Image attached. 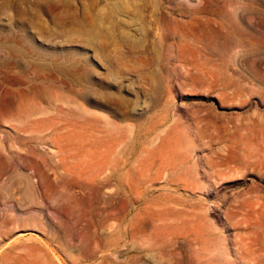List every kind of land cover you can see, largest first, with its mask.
I'll return each instance as SVG.
<instances>
[{
    "label": "rangeland",
    "instance_id": "374dc122",
    "mask_svg": "<svg viewBox=\"0 0 264 264\" xmlns=\"http://www.w3.org/2000/svg\"><path fill=\"white\" fill-rule=\"evenodd\" d=\"M263 202L264 0H0V264H264Z\"/></svg>",
    "mask_w": 264,
    "mask_h": 264
},
{
    "label": "bare ground",
    "instance_id": "6f19581e",
    "mask_svg": "<svg viewBox=\"0 0 264 264\" xmlns=\"http://www.w3.org/2000/svg\"><path fill=\"white\" fill-rule=\"evenodd\" d=\"M103 179V178H102ZM110 179H112V176L110 175H108V176H106V177H104V181L106 180V181H109L110 182ZM121 180V179H120ZM127 183V182H126ZM102 185V184H101ZM128 185V184H127ZM34 187V186H33ZM35 191L34 192H36V189H35V187L33 188ZM120 189V188H119ZM117 195H119V194H117ZM68 200V199H67ZM81 201V200H80ZM56 203H59V200H56ZM84 203H86V202H84ZM96 203V202H95ZM102 203V202H101ZM105 203V202H104ZM104 203H102V204H104ZM108 203H110L109 201H108ZM121 203V202H120ZM123 203V202H122ZM127 203V202H126ZM264 203V202H263ZM262 203V204H263ZM6 204V203H5ZM8 204V203H7ZM80 204H82L81 202H78V201H72V202H66V206L65 207H67V208H73L74 207V209H77V210H81V205ZM113 204H114V202H113ZM85 206V205H84ZM87 206V205H86ZM104 206V205H103ZM105 206L107 207V205L105 204ZM111 206V205H110ZM91 208H94V207H92V206H90ZM101 207L102 206H100V209H101ZM114 207V206H113ZM263 208V207H262ZM104 209V208H103ZM111 209H113V208H111ZM97 209H95V211H96ZM115 210V209H114ZM116 210H119V208L117 209L116 208ZM68 211V210H67ZM70 211V210H69ZM74 210H72V212H73ZM264 211V210H263ZM70 213V212H69ZM83 214H85L86 216L88 215V214H86V213H83ZM264 214V213H263ZM110 217H111V215H110ZM110 217H109V219H110ZM113 218H114V216H113ZM153 221V220H152ZM113 222V221H112ZM154 224H155V222H153ZM113 224V223H112ZM157 224V223H156ZM155 224V225H156ZM100 225V224H99ZM109 225V224H108ZM145 225V224H144ZM144 225H142L141 226V223L140 222H138V224L136 223L135 224V226H133L132 227V230H133V235L136 233V231H138V230H140V227H143ZM111 226H113V225H111ZM158 226H159V224H158ZM160 226H161V224H160ZM87 227V226H86ZM149 227V226H148ZM146 228V227H145ZM86 229V228H85ZM124 229V228H123ZM136 230V231H135ZM150 230V229H149ZM251 230V229H250ZM253 230H255V229H253ZM141 231H144V230H140V232ZM151 231V230H150ZM145 232V231H144ZM252 232V231H251ZM118 233V232H117ZM116 233V234H117ZM147 232H145V234H146ZM255 233H256V231H255ZM258 233V232H257ZM5 234V233H4ZM247 234V233H246ZM249 234V233H248ZM114 235H115V233H114ZM251 235V234H250ZM255 235V234H254ZM260 235H261V233H260ZM148 236V235H147ZM111 237V236H110ZM158 237V236H157ZM160 237V236H159ZM169 237V236H168ZM262 237V236H261ZM142 238V237H141ZM146 238H148V237H146ZM195 238H196V236H195ZM253 238H254V236H253ZM257 238H258V236H257ZM107 239V238H106ZM149 239V238H148ZM203 239V238H202ZM201 239V240H202ZM205 239V238H204ZM260 239V238H259ZM155 240H158V239H155ZM121 241V240H120ZM171 241V240H170ZM174 241V240H173ZM259 241V240H258ZM230 242V241H229ZM138 243V242H137ZM91 244V243H90ZM181 244V243H180ZM254 244V243H253ZM89 245V244H88ZM169 245H171V244H169ZM177 245V244H176ZM225 245H227L226 243H225ZM243 245V244H242ZM6 246V245H5ZM7 246H9V245H7ZM91 246V245H90ZM178 246V245H177ZM182 246H183V244H182ZM185 246V245H184ZM189 246V245H188ZM195 246V245H194ZM88 247V246H87ZM143 247V246H142ZM187 247V246H186ZM209 247H211V245L209 246ZM217 247V246H216ZM244 247H246L245 245H244ZM259 247V246H258ZM19 248V247H18ZM193 248V247H192ZM238 249L240 248V247H237ZM254 248V247H253ZM17 249V248H16ZM52 249H54V248H52ZM187 249V248H186ZM190 249V248H189ZM194 249V248H193ZM196 249V248H195ZM199 249V248H198ZM212 249H213V247H212ZM260 249H263V248H261L260 247ZM199 250H201V249H199ZM198 250V252L200 253V251ZM244 250V249H243ZM18 251V250H17ZM53 251V250H52ZM83 251H85V250H83ZM171 251V250H170ZM182 251V250H181ZM187 251V250H186ZM192 251V250H191ZM202 251V250H201ZM213 251V250H212ZM220 251V250H219ZM222 251V250H221ZM2 252V251H1ZM176 252V251H175ZM206 251H204L203 253H205ZM208 252V251H207ZM217 252V251H216ZM216 252H214L215 254H216ZM254 252V251H253ZM261 252H263V250L261 251ZM260 252V253H261ZM178 253H180V252H178ZM189 253H192V252H189ZM197 253V252H196ZM209 253V252H208ZM252 253V252H251ZM54 254V253H53ZM210 254H212L213 255V252L211 253V250H210ZM253 254V253H252ZM263 254V258H264V253H262ZM37 255V254H36ZM35 255V256H36ZM167 255V254H166ZM175 255V254H174ZM173 255V256H174ZM194 255V254H193ZM200 255V254H199ZM202 255V254H201ZM212 255H211V257H212ZM259 255V254H258ZM1 256V255H0ZM34 256V257H35ZM55 256V255H54ZM84 256H87L86 254L84 255ZM89 256V255H88ZM87 256V257H88ZM195 257H196V259H197V256H198V254H197V256L196 255H194ZM250 256H252V258H253V255H251L250 254ZM249 256V257H250ZM33 257V258H34ZM37 257V256H36ZM177 257V256H176ZM179 257V256H178ZM207 257V256H206ZM209 257V256H208ZM262 257V256H261ZM1 258V257H0ZM156 258H158V257H156ZM174 258V257H173ZM199 258V257H198ZM205 258V257H204ZM204 258H202L201 260L203 261V260H205V262H206V258L204 259ZM251 258V257H250ZM255 258V257H254ZM177 259H179V258H177ZM183 259V258H182ZM188 259V258H187ZM35 260H37L36 258H35ZM157 260V259H156ZM159 260V259H158ZM169 260V259H168ZM184 260V259H183ZM186 260V259H185ZM190 260V259H189ZM198 260V259H197ZM253 260V259H252ZM251 260V261H252ZM42 261V260H41ZM155 261V260H154ZM179 261V260H178ZM209 261H211V260H209ZM208 261V262H209ZM248 261V260H247ZM250 261V262H251ZM254 261V260H253ZM60 262V261H59ZM204 262V261H203ZM61 263V262H60ZM180 263V262H179ZM199 263V262H198ZM201 263V262H200ZM215 263V262H214ZM217 263V262H216ZM215 263V264H216ZM253 264H254V262H252ZM42 264V263H41ZM152 264V263H151ZM170 264H172V260H170ZM185 264H186V262H185ZM203 264V263H202ZM211 264V263H210ZM218 264V263H217ZM220 264V263H219Z\"/></svg>",
    "mask_w": 264,
    "mask_h": 264
}]
</instances>
